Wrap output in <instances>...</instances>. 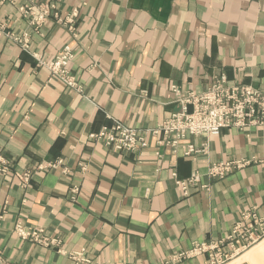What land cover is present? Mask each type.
<instances>
[{
    "label": "crops",
    "instance_id": "0c3cea01",
    "mask_svg": "<svg viewBox=\"0 0 264 264\" xmlns=\"http://www.w3.org/2000/svg\"><path fill=\"white\" fill-rule=\"evenodd\" d=\"M53 1L62 18L77 11L72 29L51 15L35 30L18 10L28 0L0 4V264H166L225 237L245 210L264 217V125L191 136L176 153L149 132L178 109L172 84L201 91L223 72L264 92V0ZM24 33L29 50L10 36ZM64 46L80 91L38 63ZM115 121L148 145L118 151L88 137ZM187 145L195 152L183 155ZM195 171L205 186L183 194L175 178ZM17 223L56 241L23 240Z\"/></svg>",
    "mask_w": 264,
    "mask_h": 264
},
{
    "label": "built area",
    "instance_id": "2783aa9c",
    "mask_svg": "<svg viewBox=\"0 0 264 264\" xmlns=\"http://www.w3.org/2000/svg\"><path fill=\"white\" fill-rule=\"evenodd\" d=\"M6 0H0V3ZM13 2L15 0H7ZM19 12L28 19L34 29H39L49 16H54L57 22L67 24L72 29L77 11L62 18L56 11L53 0H28L18 7ZM3 23L0 22V30ZM13 40L21 44L24 50H29V36L10 35ZM37 57V55L35 54ZM74 58V52L69 46H64L60 54L53 59L43 60L37 58L38 63L45 65L50 73L62 81L66 86L81 90L80 81L69 68V62ZM175 100L179 108L172 112L154 129L151 134H162L158 143L177 152L182 142L196 135H218L224 128H235L243 131L247 127L264 125V92L244 83H230L225 73L221 72L212 77L206 89L196 92H186L176 85H171ZM88 137L99 141L115 150L137 152L148 145L147 135L136 128L129 127L115 121L111 126L102 127L98 132L89 133ZM195 152L191 145L185 146L183 155ZM58 160L55 164H59ZM247 161L217 162L207 169L209 177L222 178L233 168L241 167ZM5 171V167L1 168ZM27 176V173L25 174ZM173 176H176L173 173ZM175 183L188 194L190 187H204L198 171L192 173L187 179H176ZM14 232L23 240H29L42 245L55 243L43 228L34 229L17 223ZM264 236V217L257 215L254 209L241 213L230 231L222 239L213 243H196L187 251L171 256L166 264L181 261L184 258L207 252L211 264H220L246 249L249 245ZM57 243V242H56ZM70 257L83 263L89 262L81 252L69 253Z\"/></svg>",
    "mask_w": 264,
    "mask_h": 264
},
{
    "label": "rangeland",
    "instance_id": "374dc122",
    "mask_svg": "<svg viewBox=\"0 0 264 264\" xmlns=\"http://www.w3.org/2000/svg\"><path fill=\"white\" fill-rule=\"evenodd\" d=\"M7 1V0H6ZM3 3V2H2ZM1 4V3H0ZM23 4V3H22ZM21 5V4H20ZM19 5V6H20ZM18 6V7H19ZM24 17V16H23ZM42 26V25H41ZM36 30V29H35ZM71 48V47H70ZM73 51V49H72ZM61 52V51H60ZM74 52V51H73ZM60 54V53H59ZM58 54V55H59ZM55 58V57H54ZM229 81V80H228ZM173 85V84H172ZM175 85V84H174ZM249 85V84H248ZM177 86V85H176ZM252 86V85H251ZM171 88V87H170ZM206 89V88H205ZM189 91V90H187ZM191 91V90H190ZM194 91V90H193ZM202 91V90H201ZM186 92V91H185ZM200 92V91H196ZM179 108V106H178ZM222 162V161H220ZM226 162V161H223ZM217 163V162H216ZM212 165V164H211ZM210 166V165H209ZM233 170V169H232ZM189 178V177H188ZM23 225V224H22ZM26 227V226H25ZM44 229V228H43ZM45 231V229H44ZM46 233V231H45ZM47 234V233H46ZM51 238V237H50ZM52 239V238H51ZM42 245V244H41ZM209 260V259H208ZM174 263V262H173ZM170 264V263H169ZM210 263V260L208 262ZM220 264H264V236H261L256 242L249 245L246 249L240 251L232 258L221 262Z\"/></svg>",
    "mask_w": 264,
    "mask_h": 264
}]
</instances>
